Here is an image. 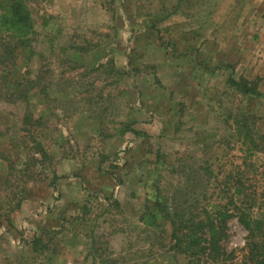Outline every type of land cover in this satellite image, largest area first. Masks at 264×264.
Listing matches in <instances>:
<instances>
[{
	"label": "rangeland",
	"instance_id": "1",
	"mask_svg": "<svg viewBox=\"0 0 264 264\" xmlns=\"http://www.w3.org/2000/svg\"><path fill=\"white\" fill-rule=\"evenodd\" d=\"M22 1L31 27L0 34L17 50L9 77L33 83L26 100L0 98V264H187L171 224L150 231L141 215L159 195L185 205L188 187V206L214 200L248 155L241 116L264 144V4ZM244 79L262 95H243ZM255 182L264 210V175ZM238 215L223 255L195 264L246 263Z\"/></svg>",
	"mask_w": 264,
	"mask_h": 264
},
{
	"label": "trees",
	"instance_id": "2",
	"mask_svg": "<svg viewBox=\"0 0 264 264\" xmlns=\"http://www.w3.org/2000/svg\"><path fill=\"white\" fill-rule=\"evenodd\" d=\"M0 8L5 10L0 12V34L6 28L13 30L12 34L15 36L25 35V29L31 27V15L25 8L23 1L9 0V4ZM16 54L17 50L14 46L12 47L8 36L1 37L0 35V80L3 79L0 82V98L10 97L13 100H26L33 83L30 80L13 81L7 74L8 68L16 63ZM233 83L240 87L241 93L245 96H260L263 93L257 90L255 83L248 79L241 82L233 80ZM2 88L7 91L6 94L3 93ZM240 119H237V136L242 145L249 146L247 149L248 155L239 165L235 175H233L234 173L225 175V187L214 200L201 205L199 198L196 202L200 204L193 206L190 204L188 206L189 193L187 192L190 191L188 187V191L185 190V203H188L185 205L180 204L177 207L174 202H167V198L166 202L162 201L159 195L155 208L147 207L141 215L142 223L150 231L161 228V219L171 224L170 239L173 243L171 250L187 256L189 258L187 264H195L194 262L199 260L200 253L204 255L211 251L212 258L223 255L221 241L226 235L228 219L238 215L232 210L239 211V221L248 232L246 241L247 260L245 264H264V210H255L254 206L259 203L257 196L260 195H258L257 189L252 190L253 186H257L256 177L261 174L264 175L262 170L264 167V144L258 143V139L253 138L252 131H254V128L247 124L246 117L241 116ZM258 137L264 140V136ZM259 155H263L260 162L257 160ZM43 156L45 159L48 157L45 152H43ZM253 156L255 158L251 159ZM204 169L206 170L205 173L214 174V170L208 166H204ZM9 170H12L11 165L8 166V173ZM53 186L55 187V182H53ZM223 191L226 193L233 191V194L226 198L221 196ZM262 195L264 196V191ZM23 200L22 198L16 204L12 213L21 208ZM248 203L250 205H247ZM8 223L10 226L15 225L11 217ZM42 241L40 235L34 237L31 244L33 251L39 250Z\"/></svg>",
	"mask_w": 264,
	"mask_h": 264
},
{
	"label": "crops",
	"instance_id": "3",
	"mask_svg": "<svg viewBox=\"0 0 264 264\" xmlns=\"http://www.w3.org/2000/svg\"><path fill=\"white\" fill-rule=\"evenodd\" d=\"M261 1V2H260ZM259 8L264 4V0H259ZM259 16H260V18H264V14L262 13L261 15L259 14ZM26 211V207H25V205H23V207L21 208V211L19 212V214L21 213V214H24V212ZM15 226L16 227H19L17 224H16V222H15ZM12 230H13V228H11ZM8 233V232H7Z\"/></svg>",
	"mask_w": 264,
	"mask_h": 264
}]
</instances>
